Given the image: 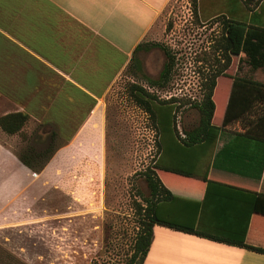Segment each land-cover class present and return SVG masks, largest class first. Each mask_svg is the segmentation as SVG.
<instances>
[{
    "label": "crops",
    "instance_id": "1",
    "mask_svg": "<svg viewBox=\"0 0 264 264\" xmlns=\"http://www.w3.org/2000/svg\"><path fill=\"white\" fill-rule=\"evenodd\" d=\"M170 1L0 0V119L28 115L14 134L0 123V242L12 252L22 254L10 233H24L27 222L41 218L47 170L26 166L12 143L28 142L26 132L30 143H69L89 127L135 48L160 34ZM258 21L264 25L263 14ZM222 79L224 98L220 105L215 100L212 121L220 127L216 137L190 147L164 145L159 154L170 168L159 169V176L173 197L158 202L156 212L198 232L154 224L144 264H264V253L232 242L244 237L264 248V215L254 210L264 194V138L245 134L247 117L223 124L233 78L219 76L214 95ZM55 127L61 134L50 131Z\"/></svg>",
    "mask_w": 264,
    "mask_h": 264
},
{
    "label": "rangeland",
    "instance_id": "2",
    "mask_svg": "<svg viewBox=\"0 0 264 264\" xmlns=\"http://www.w3.org/2000/svg\"><path fill=\"white\" fill-rule=\"evenodd\" d=\"M252 11L264 15V0L169 2L163 10L160 34L143 45L160 43L171 59L158 46L141 47L135 60L100 99L99 111L90 126L69 143L51 145L56 156L45 167L41 218L34 224L35 236L34 225L29 222L24 233H10L12 246L22 254L12 252L0 242V264L130 262L139 230L137 203L150 197L146 173L152 168L159 170L154 166L161 140L159 127L133 99L131 87H144L150 94H143L144 97L153 107L160 105L156 110L165 121L174 119L182 136L183 130L198 123L196 103L203 99L215 74L222 71L223 76L240 74L264 81V69L252 70L244 54L233 56L227 67L223 49L224 19L257 20ZM166 62L171 64L168 80L153 85L151 81L160 78ZM221 81L214 95L219 105L227 80ZM164 101L169 103L162 105L167 103ZM50 131L61 134L62 130L55 127ZM26 133L28 142L19 139L12 143L18 153L32 142ZM63 140V136L57 137V141ZM167 157L166 164L170 162Z\"/></svg>",
    "mask_w": 264,
    "mask_h": 264
},
{
    "label": "trees",
    "instance_id": "3",
    "mask_svg": "<svg viewBox=\"0 0 264 264\" xmlns=\"http://www.w3.org/2000/svg\"><path fill=\"white\" fill-rule=\"evenodd\" d=\"M252 3L254 0H247ZM194 12H197L196 1L193 3ZM252 17L259 13L252 11ZM224 28V42L223 49L227 56L226 66H230L233 61V56L244 54L246 62L250 65L252 70L264 69V25L257 20L238 21L232 18H226L223 21ZM151 45L158 46L163 49L168 57L171 55L168 50L160 43H143L139 44L134 51L135 60L136 52L145 47L148 49ZM171 72V64L166 62L161 72L160 78L156 81H151L153 85L157 83L164 84L169 78ZM222 71L215 74L211 79L203 99L196 103L199 110L200 118L198 123L191 129H185V136L181 137L176 129L174 119L165 121L161 114L156 110L158 106L153 107L151 101L146 99L143 94L149 95L148 91L137 84H133L131 92L133 99L136 103L147 111L154 122L159 127L161 133V140L158 147L172 146L173 143L182 147H190L196 143L208 139L210 136L217 135L220 127L213 125V118L216 111V102L214 99V90L217 84V78L222 76ZM233 85L226 108L223 124L237 120L239 118L247 117L249 127L246 135L250 137L264 138V82L255 80L252 77H242L239 75L232 76ZM162 105L168 104L164 101ZM171 106V105H170ZM174 110L171 115L173 116ZM28 120V115L24 113H11L0 119L1 126L9 133L14 134L20 131ZM176 140V141H175ZM39 146L38 143H29L24 151L19 153V159L29 168L39 171L42 170L55 154L56 149H52L51 145ZM44 145V144H43ZM161 155H159L154 168L166 169L161 165ZM177 171V169H174ZM146 181L150 188V197H143L144 203H137V208L140 213L139 230L136 235V241L133 247V254L128 264H144L145 257L152 243L153 226L156 223L166 224L171 227L179 228L188 232H198L193 227L178 225L172 221L162 219L156 212L158 202L163 200H170L173 197V192L162 181L159 172L156 169H150L146 173ZM191 175V174H189ZM254 210L264 215V194H259L254 202ZM245 246L251 250L264 253V248L246 244L244 237L238 241H232ZM90 264H100L98 261L93 260Z\"/></svg>",
    "mask_w": 264,
    "mask_h": 264
}]
</instances>
